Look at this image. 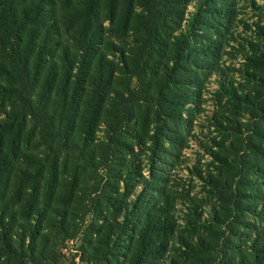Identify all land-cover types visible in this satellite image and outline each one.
Instances as JSON below:
<instances>
[{
	"label": "rangeland",
	"instance_id": "1",
	"mask_svg": "<svg viewBox=\"0 0 264 264\" xmlns=\"http://www.w3.org/2000/svg\"><path fill=\"white\" fill-rule=\"evenodd\" d=\"M170 6L144 54L103 13L115 75L99 115L96 86L79 102L80 151L33 138L56 182L43 184L45 238L27 264H264V0ZM118 115L129 120L109 140Z\"/></svg>",
	"mask_w": 264,
	"mask_h": 264
},
{
	"label": "trees",
	"instance_id": "2",
	"mask_svg": "<svg viewBox=\"0 0 264 264\" xmlns=\"http://www.w3.org/2000/svg\"><path fill=\"white\" fill-rule=\"evenodd\" d=\"M121 1L0 0V264L35 262L45 238L43 184L54 186L56 175L49 179L45 160L32 155L33 138L38 148L74 155L79 102L91 87L98 88L95 115L103 108L115 75L104 51L103 13L111 24L121 19L120 33L132 32L141 54L160 44L172 0H125L118 16ZM115 119L109 140L129 120ZM109 158L84 159L99 167Z\"/></svg>",
	"mask_w": 264,
	"mask_h": 264
}]
</instances>
